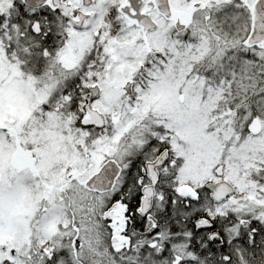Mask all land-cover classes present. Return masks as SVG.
<instances>
[{"label":"snow or ice","instance_id":"6c2138e0","mask_svg":"<svg viewBox=\"0 0 264 264\" xmlns=\"http://www.w3.org/2000/svg\"><path fill=\"white\" fill-rule=\"evenodd\" d=\"M0 264H264V0H0Z\"/></svg>","mask_w":264,"mask_h":264}]
</instances>
